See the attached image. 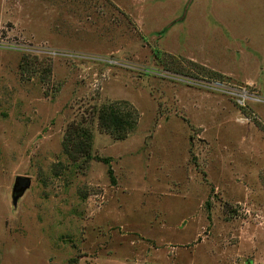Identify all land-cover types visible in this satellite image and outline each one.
Returning a JSON list of instances; mask_svg holds the SVG:
<instances>
[{
  "label": "rangeland",
  "instance_id": "rangeland-1",
  "mask_svg": "<svg viewBox=\"0 0 264 264\" xmlns=\"http://www.w3.org/2000/svg\"><path fill=\"white\" fill-rule=\"evenodd\" d=\"M0 264H264V0H0Z\"/></svg>",
  "mask_w": 264,
  "mask_h": 264
},
{
  "label": "trees",
  "instance_id": "trees-1",
  "mask_svg": "<svg viewBox=\"0 0 264 264\" xmlns=\"http://www.w3.org/2000/svg\"><path fill=\"white\" fill-rule=\"evenodd\" d=\"M128 111H123L116 104L107 103L95 111V118L100 130L112 134L115 138H123L133 121L128 118ZM62 152L70 159L78 157L89 158L90 133L86 128L77 125H68L61 141ZM107 163L106 158H101ZM107 174L113 183L111 169L108 167Z\"/></svg>",
  "mask_w": 264,
  "mask_h": 264
},
{
  "label": "water",
  "instance_id": "water-1",
  "mask_svg": "<svg viewBox=\"0 0 264 264\" xmlns=\"http://www.w3.org/2000/svg\"><path fill=\"white\" fill-rule=\"evenodd\" d=\"M29 185L30 178L28 176L16 175L14 177L10 191L12 205H15L17 198L22 195Z\"/></svg>",
  "mask_w": 264,
  "mask_h": 264
}]
</instances>
